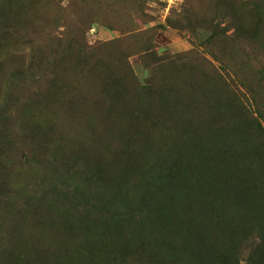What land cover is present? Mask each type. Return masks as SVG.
<instances>
[{
	"label": "rangeland",
	"instance_id": "obj_1",
	"mask_svg": "<svg viewBox=\"0 0 264 264\" xmlns=\"http://www.w3.org/2000/svg\"><path fill=\"white\" fill-rule=\"evenodd\" d=\"M0 264H264V0H0Z\"/></svg>",
	"mask_w": 264,
	"mask_h": 264
}]
</instances>
